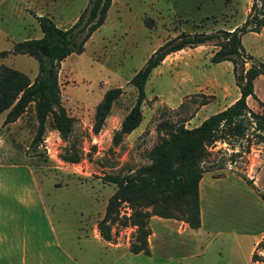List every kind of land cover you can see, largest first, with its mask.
<instances>
[{"label": "rangeland", "instance_id": "1", "mask_svg": "<svg viewBox=\"0 0 264 264\" xmlns=\"http://www.w3.org/2000/svg\"><path fill=\"white\" fill-rule=\"evenodd\" d=\"M88 0H0V51L11 50L16 41L40 37L37 15H48L60 27H68ZM252 0H112L104 22L85 41L82 52H73L60 63L58 79L61 102L70 116V130L62 136L51 115L42 137L33 142L37 119L33 104L14 122L3 121L0 112V159L6 188H39L46 217L60 246L84 264H100L108 253L100 241H86L82 222L94 225L104 214L106 199L116 184L110 175H126L151 161L149 150L180 125L198 124L202 118L234 101L239 95L230 60L213 62L217 46L212 41L167 54L153 68L145 83L141 119L136 127L115 142L114 133L136 100V88L129 82L151 52L167 38L181 31L231 29L243 22ZM246 53L264 61V26L241 36ZM249 61L245 66L249 65ZM17 68L34 79L38 60L26 53L0 55V65ZM121 86L99 131H94L96 105L105 91ZM254 96L247 97L255 111L264 108V74L254 80ZM242 131L226 134L208 146L207 163H222L251 178L264 190V141L253 129L249 114ZM22 165L29 169H19ZM222 171V170H221ZM10 186V187H9ZM122 211H130L128 202ZM173 211L179 213L175 206ZM5 213V215H4ZM13 233H22L32 242V228L42 226V217L30 203L2 207ZM88 220V221H87ZM135 227L112 223L126 240ZM36 232H38L35 229ZM44 238L35 248L44 253V262L53 263L55 246ZM111 248V247H109ZM91 251L96 257L86 258Z\"/></svg>", "mask_w": 264, "mask_h": 264}, {"label": "trees", "instance_id": "2", "mask_svg": "<svg viewBox=\"0 0 264 264\" xmlns=\"http://www.w3.org/2000/svg\"><path fill=\"white\" fill-rule=\"evenodd\" d=\"M112 0H88L76 20L68 27L58 26L51 17L37 15L42 30L40 37L16 41L11 50H2L0 55L26 53L38 60L34 79L12 66L0 65V112L5 111V123L16 120L33 104L37 128L33 142H37L45 129L49 115L65 137L70 130V116L62 102L58 79L61 61L69 54L82 52L85 41L105 20ZM264 26V0H252L242 23L231 29L214 31H181L159 44L147 57L144 64L133 74L129 82L136 88V100L124 116L119 129L114 133L117 142L124 133L131 131L141 119V103L145 99V83L161 60L169 53L185 47L197 46L212 41L217 48L211 55L213 62L230 60L233 64L235 83L239 95L229 105L219 109L194 126L180 125L149 150L151 161L137 167L126 175H110L116 184L108 197L103 216L97 221L100 235L114 239L112 223L134 226L129 249L132 252L150 253L148 219L152 214L180 218L191 227L200 225L198 182L205 171L224 168L222 163H207L208 146L226 134L242 131L244 117L249 114L253 129L264 141V108L251 109L248 96H254V80L264 74V61L246 53L241 36L247 31H260ZM249 61V65L245 63ZM121 86L107 89L96 105L94 131H99L113 100L120 95ZM257 98V97H256ZM259 102L264 105L263 100ZM264 200V190L256 187L253 180L238 173ZM128 202L130 211H122V203ZM175 206L179 213L173 211ZM264 236L252 253L253 260H263Z\"/></svg>", "mask_w": 264, "mask_h": 264}, {"label": "crops", "instance_id": "3", "mask_svg": "<svg viewBox=\"0 0 264 264\" xmlns=\"http://www.w3.org/2000/svg\"><path fill=\"white\" fill-rule=\"evenodd\" d=\"M15 167L31 170L22 165ZM6 168V163L0 159V264H84L56 241L39 188L34 183L33 188H6L2 179V169ZM198 193V227H191L180 218L157 214L149 217V254L130 251L129 236L125 240L115 232L114 239L103 238L97 221L91 226L84 221L81 228L86 241L101 244L103 241L104 246H108L105 253L109 258L100 264H264L263 260L252 259L257 243L264 236V200L255 190L235 171L219 168L203 173ZM13 203L21 207L31 203L42 217L43 227L37 222L30 225L32 242L22 233H13L15 227L11 228L5 213V216L2 214V207ZM39 230H45L46 237L51 238L56 252L51 257L58 255V261L44 262V253L40 254L33 246L37 244L35 240L45 236L39 234ZM258 252L264 254V249ZM82 256L96 257L91 251Z\"/></svg>", "mask_w": 264, "mask_h": 264}]
</instances>
